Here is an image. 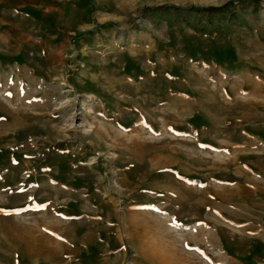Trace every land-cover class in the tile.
Returning <instances> with one entry per match:
<instances>
[{"label": "rangeland", "instance_id": "374dc122", "mask_svg": "<svg viewBox=\"0 0 264 264\" xmlns=\"http://www.w3.org/2000/svg\"><path fill=\"white\" fill-rule=\"evenodd\" d=\"M227 1L0 0V264H264V9L188 10Z\"/></svg>", "mask_w": 264, "mask_h": 264}, {"label": "trees", "instance_id": "16d2710c", "mask_svg": "<svg viewBox=\"0 0 264 264\" xmlns=\"http://www.w3.org/2000/svg\"><path fill=\"white\" fill-rule=\"evenodd\" d=\"M264 9V0H229L219 6H194L190 11L198 14L199 24L233 23L240 19V12L250 10L253 15H259ZM205 31V26L201 27Z\"/></svg>", "mask_w": 264, "mask_h": 264}]
</instances>
